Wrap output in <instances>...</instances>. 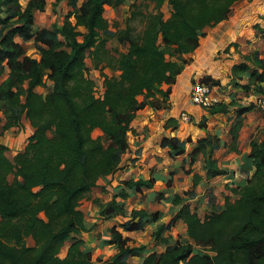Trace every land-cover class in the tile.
I'll use <instances>...</instances> for the list:
<instances>
[{"label": "trees", "instance_id": "trees-1", "mask_svg": "<svg viewBox=\"0 0 264 264\" xmlns=\"http://www.w3.org/2000/svg\"><path fill=\"white\" fill-rule=\"evenodd\" d=\"M45 1L28 0L22 6L21 0H0V70L4 63L9 69L0 84V103L13 104L19 97L23 99L20 111L13 112L0 128V137L10 128L22 129L23 111L26 119L32 118L31 126L36 127L24 152L17 153L13 163L0 157L4 172H13L10 182L0 177V264H92V251L81 249L84 245L81 234L87 228L78 208L80 199L97 186L99 178L118 172L121 156L130 150L127 135L138 111L145 106L153 110L170 108L172 87L190 63L184 56L197 49L204 28L228 18L236 0L205 10L197 19L189 18L177 0H152L157 9L165 2L171 5L177 25L169 21L159 26L161 45L157 34L137 43L127 27L119 31L117 40L128 46L127 53L120 54L117 61L119 79L104 76L103 101L91 103L85 98L82 106L77 99L81 93L77 73L84 67L91 50L103 42L101 33L108 30L104 7H117L124 0H67L69 12L65 23L55 31L41 29L35 23L34 12L42 11ZM202 3L200 0L199 4ZM71 16L75 20L72 26ZM16 38L39 43L43 47L40 60L24 56ZM260 40L264 45V35ZM244 60L231 68L233 87L264 95V61L256 52ZM46 80L52 85L46 98L48 104L44 105H52L53 110L48 112L50 118L43 121L37 115L35 89L43 87ZM199 83L219 84L210 77ZM139 96L144 101L139 102ZM249 107L236 112L237 120L229 129L232 141L242 126L240 118L255 105ZM227 108L228 104L218 103L207 109L208 115L204 118L224 114ZM177 125L176 119L168 118L163 129L174 131ZM52 126V135L48 137L45 131ZM199 127L205 128V124L200 123ZM94 129L109 141L106 146L90 136ZM186 143H190L189 139L164 137L159 147L168 149L170 155H180L185 152ZM219 144L216 136L209 135L196 141L188 153L190 165L199 155L206 159L208 180L227 176V171L211 158ZM241 160L245 178L243 184L233 189L237 197L234 201L227 198L223 209L199 218L176 196L174 205L179 209L153 233L158 244L166 245L163 251L140 254L142 247H128L127 238L112 227L110 240L105 242L113 245L116 253L98 264H129L128 258L136 254L142 258L140 264H264V136L250 143L248 154L241 155ZM250 168L253 172L248 175ZM156 181L153 175L124 181L100 215L104 219H123L119 223L123 232L143 231L146 220L156 223L160 214L148 215L143 209L134 208L126 213L123 203L115 202L114 197L124 201L131 192L142 194L144 190H151ZM200 181L195 176L192 188ZM169 186L167 182L166 187ZM188 196L192 199L193 193ZM178 221L185 225L188 240L169 244L168 237L161 238V234ZM27 237L34 241V246L25 245ZM66 242L69 243L66 255L60 258L59 248Z\"/></svg>", "mask_w": 264, "mask_h": 264}, {"label": "rangeland", "instance_id": "rangeland-1", "mask_svg": "<svg viewBox=\"0 0 264 264\" xmlns=\"http://www.w3.org/2000/svg\"><path fill=\"white\" fill-rule=\"evenodd\" d=\"M27 1L21 0L22 6ZM177 1L181 3L189 18L197 19L204 14L202 12L205 10H214L215 6H224L235 0H202V4H199L200 0ZM205 7L207 8L205 9ZM231 9L226 20L211 28H204L201 31L203 35L199 38L197 49L184 56L190 60V63L177 77L178 86L174 88V93L172 87L169 95L170 108L164 111L153 110L145 106L138 111L136 120L139 121L140 126H134L135 121L131 123V131L127 135L130 150L121 156L118 172L113 176L99 178L97 186L80 199L78 208L83 213L84 225L87 228V232L81 234L84 241L81 249L92 251V264L105 261L116 253L115 247L105 241L110 240L109 229L112 227L121 231L119 223L124 220L120 218L104 219L100 213L112 201L113 196L119 193V186L126 180L146 179L149 175L157 178L153 188L144 190L142 194L131 192L124 201L114 197L115 202L123 203L126 213L134 208L143 209L148 215H153L155 212L160 214V219L156 223L146 220L143 231L120 232L122 237L127 238L128 247H142L143 250L139 252L140 254L152 251L160 252L165 249L166 245L158 244L153 238V233L159 224L168 223L179 209V206L174 205L176 196L180 197L183 203L188 204L191 211L195 212L199 218L223 209L227 198L231 201L237 198L233 194V189H237L238 185L243 184L245 178L241 170L245 166L240 157L248 154L247 150L252 141H259L264 136V116L256 107L245 112L240 118L242 126L238 136L235 141H232L229 129L235 119L237 120L236 112L250 108V104H254V99L258 95L251 92L245 93L241 88H234L231 81V68L245 62L244 57L253 52H256L259 58L264 61V45L260 40V36L264 35V0H236L231 5ZM68 12L67 0H46L44 9L34 12L35 23L41 29L55 31L63 26ZM104 15L109 27L106 33L100 35L103 42L101 41L91 50L85 59L84 67L78 71L76 76L81 91L77 99L81 106L84 104L85 98L87 102L91 103L103 101L104 76L119 79L120 70L117 61L120 54L127 53L128 47L126 43L117 40L116 36L119 31H123L127 27L130 36L137 43H142L148 36L157 34L158 43L161 45L159 26L169 21L177 25L176 19L174 20L173 8L167 2L157 9L152 0H124L117 7L105 6ZM69 22L71 26L75 24L73 16L69 18ZM15 41L23 47L24 56L40 60L43 47L39 43L33 40L25 41L21 38H16ZM233 44H236V47L232 46ZM246 63L250 65L249 62ZM8 73L9 69L4 63L0 70V84ZM205 77H210L219 83L216 86L219 89L215 95L222 103L228 104L226 113L208 116L206 120L204 117L208 115V110L192 106L189 102L190 87ZM51 85L52 83L46 80L43 87L35 89L37 115H41L40 118L43 121L50 118L48 112L52 113L53 110L52 105L47 107L44 105ZM70 85H73V81ZM175 96L178 101L173 106L170 100L171 98L175 99ZM155 97L161 99L159 95ZM137 99L139 102L144 101L142 96ZM22 104V97H19V100L13 104L0 103V128L13 112L20 111ZM162 111L164 115L166 113L178 121L177 128L172 132L174 135L172 137H176L180 141L188 139L190 141V143H186L183 154L170 155L168 149L159 147L162 138L171 137L169 132L167 133L163 129L166 120L163 114L158 113ZM24 113V111L21 113L22 128L25 129L26 125L29 132L33 134L36 127L31 126L32 118L26 119ZM185 117L186 119H184ZM145 123H148L149 126L141 128V125ZM200 123H204L205 128H200ZM53 128L54 126L47 129L45 135L51 137ZM9 130H6L0 137V146H2L0 157L13 163L17 153H13L12 148L7 149V145L10 142L15 143L14 139L19 138V132L17 130L10 132ZM209 135L216 136L220 140L219 148L214 151L211 158L216 160L220 168L227 171L226 177L220 176L208 180L205 175L206 159L201 155L196 158L194 164L188 163V153L195 147L196 141ZM90 136L93 139H99L104 146L109 143L98 129H94ZM20 139L21 146L24 138L20 136ZM29 140L30 137L26 139L25 143ZM142 141H144L145 148L139 146ZM23 152L24 149L18 153ZM4 167V164H0V177L10 182L13 172L10 170L4 172ZM250 169L248 175L253 172L252 168ZM195 176H199L201 181L193 189L192 184ZM167 182L170 183L168 188L166 187ZM191 192L193 193L192 199L188 196ZM41 217L44 218L42 215ZM166 237H168L169 244L176 241H187L185 225L178 221L169 231H163L161 238ZM24 243L27 247L35 245L30 237H27ZM68 245L69 243L66 242L60 246L58 253L60 258L65 257ZM139 255L129 257V264H140L142 258Z\"/></svg>", "mask_w": 264, "mask_h": 264}, {"label": "built area", "instance_id": "built-area-1", "mask_svg": "<svg viewBox=\"0 0 264 264\" xmlns=\"http://www.w3.org/2000/svg\"><path fill=\"white\" fill-rule=\"evenodd\" d=\"M218 89L219 88L211 84L197 82L190 88L189 102L191 105L199 108L209 109L218 103H222V101L215 95ZM254 100L255 107L260 111L262 116H264V95H258ZM184 119H186V117Z\"/></svg>", "mask_w": 264, "mask_h": 264}, {"label": "crops", "instance_id": "crops-1", "mask_svg": "<svg viewBox=\"0 0 264 264\" xmlns=\"http://www.w3.org/2000/svg\"><path fill=\"white\" fill-rule=\"evenodd\" d=\"M178 78H177V80H176V83H175V85L173 86V93H174V88H176V86H178ZM191 88V87H190ZM171 104L174 106L176 103H177V99H176V96H175V99L174 98H171ZM193 106V105H192ZM197 107V106H196ZM164 111H167V110H164ZM157 113V112H156ZM158 113H161V114H163L164 112L162 111V112H158ZM163 116H164V118H165V120H167L168 118H174V117H171L170 115H166V113H165V115L163 114ZM168 116V117H167ZM207 116V115H206ZM137 117V116H136ZM174 119H176V118H174ZM134 121H135V125L134 126H136V125H139L140 126V124H139V121L138 120H136V118L134 119ZM145 126H149L148 125V123H145V124H143V125H141V128H147V127H145ZM27 129V130H26ZM13 130H17L18 132H19V138H15L14 139V142L15 143H12V142H10L9 143V145H7V149L8 148H12L11 149V151H13V153H18V152H20L21 150H23L24 149V147H25V145H26V143H25V141H26V139L29 137V136H31V132H29V130H28V128L26 127V125H25V129H19V128H17V127H13V128H10V132H12ZM164 131H166L167 133L169 132V134L171 135V137L172 136H174L173 135V133L172 132H174V131H172L170 128L168 129V130H165L164 129ZM148 131H147V135H148ZM20 136L22 137V138H24L23 140H22V143H21V146H20V144H19V140H21L20 139ZM148 137V136H147ZM147 139V138H146ZM139 146H140V148H145V145H144V141H142L141 143H139ZM145 150V149H144ZM11 151H10V153H11ZM249 152V149L247 150V153ZM241 158V157H240ZM222 177H226V176H222ZM120 232H122V230L120 231Z\"/></svg>", "mask_w": 264, "mask_h": 264}]
</instances>
